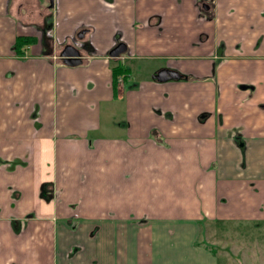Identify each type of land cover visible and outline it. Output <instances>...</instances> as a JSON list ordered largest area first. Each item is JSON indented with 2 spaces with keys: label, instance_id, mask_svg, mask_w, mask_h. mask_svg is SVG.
Segmentation results:
<instances>
[{
  "label": "crops",
  "instance_id": "0c3cea01",
  "mask_svg": "<svg viewBox=\"0 0 264 264\" xmlns=\"http://www.w3.org/2000/svg\"><path fill=\"white\" fill-rule=\"evenodd\" d=\"M49 4L0 0V264H264V0Z\"/></svg>",
  "mask_w": 264,
  "mask_h": 264
},
{
  "label": "rangeland",
  "instance_id": "374dc122",
  "mask_svg": "<svg viewBox=\"0 0 264 264\" xmlns=\"http://www.w3.org/2000/svg\"><path fill=\"white\" fill-rule=\"evenodd\" d=\"M133 82V81H131ZM131 82H129L127 85H124V89L125 91H127L130 87V89H132L133 91H136L138 88L131 84ZM123 99V98H122ZM121 107L123 108V104L121 105ZM103 116V115H102ZM125 115L123 114V120H124ZM111 120L113 122H116V124L122 122L121 119L122 117H120V119H118V117H110ZM104 123V126H106L107 122H108V118L105 116L104 119L102 120ZM107 132H112V131H105V133ZM235 230V229H233ZM222 235L218 236V240L216 242H214L213 240L207 241L208 245L211 247H216L214 248L215 251L217 252L218 249L221 250H225L226 249V240H225V231L223 233H221ZM209 235V234H207ZM252 236V235H251ZM249 234L245 235V236H238V234L235 235V239L234 240V247L233 249H230V251L233 253V264H256L258 262H256V259H252L251 254L253 255L254 253H257L258 251V247H257V243H256V237L253 236L251 237ZM259 242H261V237L259 236L258 238ZM214 243H213V242ZM210 243V244H209ZM262 251L264 250V244L261 245V247L259 248ZM214 251V250H213ZM223 251L221 253V259H219V264H220V260L222 264H225V255L223 254ZM217 254V255H218Z\"/></svg>",
  "mask_w": 264,
  "mask_h": 264
},
{
  "label": "water",
  "instance_id": "95a60500",
  "mask_svg": "<svg viewBox=\"0 0 264 264\" xmlns=\"http://www.w3.org/2000/svg\"><path fill=\"white\" fill-rule=\"evenodd\" d=\"M50 4L49 7L51 8L53 0H49ZM203 10H208L209 6L203 5L202 6ZM84 32L82 31L79 35L78 38H81L83 36ZM125 46L121 43L117 44L111 51L109 52L110 57H119L121 54L125 52ZM63 61V63L67 66H77L81 64V59H80V51L72 46H65L60 55H59ZM180 78V75L169 69H162L155 73L153 75V79L158 81V82H165L168 80H177Z\"/></svg>",
  "mask_w": 264,
  "mask_h": 264
},
{
  "label": "trees",
  "instance_id": "16d2710c",
  "mask_svg": "<svg viewBox=\"0 0 264 264\" xmlns=\"http://www.w3.org/2000/svg\"><path fill=\"white\" fill-rule=\"evenodd\" d=\"M202 12H204V11H202ZM204 13L208 14V12H204ZM34 42H35V39L33 37L19 36L15 39V41L12 45V50L16 56L21 57V56H23L26 48L29 47ZM127 74H128V70L122 66H116L115 68L112 69L113 89L116 86L118 79L121 78V80L122 79L124 80L126 78ZM46 190H47L46 192L43 190L41 194L45 200H49L51 198L50 190L48 188Z\"/></svg>",
  "mask_w": 264,
  "mask_h": 264
},
{
  "label": "flooded vegetation",
  "instance_id": "af4514ba",
  "mask_svg": "<svg viewBox=\"0 0 264 264\" xmlns=\"http://www.w3.org/2000/svg\"><path fill=\"white\" fill-rule=\"evenodd\" d=\"M203 11H206V10H203ZM81 32H82V31H81ZM81 32H80V33H81ZM80 33H78L74 39L72 38V39H71V45H67V46H72V47H74V48H76V49L79 50V49L83 46V44L80 45V44H77V43H76V40H77L78 35H79ZM83 36H84V34H83ZM83 36H82V37H83ZM118 44H119V43H118ZM116 45H117V43H115V46H116ZM113 48H114V47H113ZM124 53H125V52H124ZM121 55H123V54H121ZM121 55H120V56H121ZM161 70H162V69H161ZM169 70H170V69H169ZM121 77H122V76H121ZM152 78H153V77H152ZM119 79H120V78H119ZM119 79H118V82H119ZM90 144H91V143H90ZM47 186H48V185L43 186V190H44L45 192L47 191V190H46V189L48 188ZM48 189H49V188H48ZM43 190H42V191H43Z\"/></svg>",
  "mask_w": 264,
  "mask_h": 264
},
{
  "label": "built area",
  "instance_id": "2783aa9c",
  "mask_svg": "<svg viewBox=\"0 0 264 264\" xmlns=\"http://www.w3.org/2000/svg\"><path fill=\"white\" fill-rule=\"evenodd\" d=\"M119 82H121V78L119 79Z\"/></svg>",
  "mask_w": 264,
  "mask_h": 264
}]
</instances>
